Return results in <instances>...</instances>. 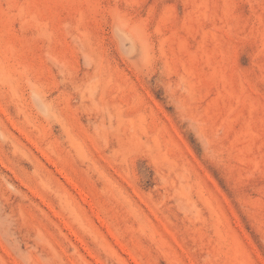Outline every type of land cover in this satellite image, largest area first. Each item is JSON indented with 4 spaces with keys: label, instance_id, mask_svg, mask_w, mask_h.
Listing matches in <instances>:
<instances>
[{
    "label": "rangeland",
    "instance_id": "374dc122",
    "mask_svg": "<svg viewBox=\"0 0 264 264\" xmlns=\"http://www.w3.org/2000/svg\"><path fill=\"white\" fill-rule=\"evenodd\" d=\"M0 264H264V0H0Z\"/></svg>",
    "mask_w": 264,
    "mask_h": 264
}]
</instances>
